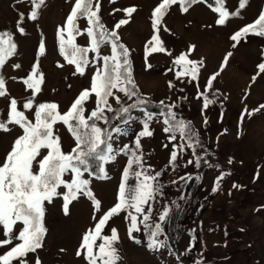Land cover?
<instances>
[{"label": "rangeland", "instance_id": "obj_1", "mask_svg": "<svg viewBox=\"0 0 264 264\" xmlns=\"http://www.w3.org/2000/svg\"><path fill=\"white\" fill-rule=\"evenodd\" d=\"M74 2L45 0L39 9L38 19L32 21L28 19L32 7L30 0H0V32L11 33L17 45L15 54L0 68L7 88V95L0 97V119H6L10 99L15 98L18 108L34 120V108L23 109V104L32 97V90H26L23 79L37 62L44 81L41 92L35 97V104L55 102L63 112L82 89L90 86L96 65L91 64L84 75H74V66L68 65L59 53L57 29L64 25ZM158 2L115 0L113 3L100 0L99 15L101 22L111 30L120 19L126 18L123 11L114 12V9L136 7L130 23L118 32L121 42L130 50L132 75L139 93L152 102L163 100L165 104H174L173 111L177 117L191 122L202 145L196 148V155L201 157L200 166L187 164L188 160H195L191 149L179 154L175 166L169 163L172 143L181 142L179 134L177 141L169 142L168 134L163 131V117L159 115L160 111H154L156 115L149 122L153 135L142 137L141 145L145 164L151 165L153 172L162 173L158 178L162 191L150 202L152 212L147 223L154 225L159 222L164 207H169V216L162 225L164 233L159 237L166 241V246L149 248L148 232L143 225L140 232L133 234L135 240L129 238L126 213L108 221L102 235H110L113 227L118 230L119 241L114 245L119 256L116 264H264V109L253 111L264 105V73L257 75L258 65L264 63V36L250 34L236 47L232 46L234 42L230 39L239 28L256 20L264 0H247L239 16L230 17L224 25L216 24L218 13L213 11L215 4L209 7L210 4L204 0L192 5L187 12L181 11L179 4L170 6L163 22L170 31L161 30L159 35L171 55L167 52L152 53L146 60L145 47L153 34L151 13ZM225 7L230 12L235 11L239 0H225ZM21 12L25 15L21 23L25 28L23 35L16 28ZM78 25L81 29L88 26L84 18L78 20ZM41 39L46 48L43 55L38 51ZM76 42L86 46L89 38L86 34L80 35ZM190 45H195V49L189 58L203 60L198 80L191 82L188 77L176 78L180 66L174 64L175 57L187 52ZM110 52V44L101 46V55H110ZM228 52L232 55L220 71ZM94 55L89 53V58ZM15 64L20 68L13 67ZM217 71L220 75L207 90L208 98L214 103L205 109L203 97L198 98V93L205 91L207 79ZM169 82L174 87L170 88ZM117 95L121 97V104L109 98L113 108L127 106L135 98L129 100L123 93ZM85 107L90 112L95 107L94 99H90ZM245 109L251 114H245L241 122ZM110 114L106 113L107 116ZM146 118L144 108H136L120 119L114 127L119 126L124 131L113 133V147L117 150L124 145L134 148L135 138L142 131ZM98 123L105 126L102 121ZM9 127L11 131H0V163L14 139L22 134L18 126ZM55 127L63 150L71 151L74 139L67 127L63 124ZM166 144L168 147L164 146ZM230 158L232 163H229ZM127 159L125 154L119 153L114 162L105 165L107 179L91 177L90 188L101 201L103 211L116 202ZM222 172L226 175L220 181L218 191L213 193L212 188ZM186 175L193 179H180ZM85 177L88 178L87 173ZM65 179H71V175H66ZM128 183L134 185L135 179ZM233 184L241 187L234 188ZM58 191L63 193L66 189L61 187ZM62 205L63 200L59 196L52 203H45L47 233L43 247L26 258L28 264H35L37 256L41 264H88L84 256H77L76 252L84 232L96 223L92 202L81 196L69 205L68 215L64 214ZM100 215L102 212L96 213L97 219ZM101 242L98 239L96 243ZM6 250L7 246L0 247V254Z\"/></svg>", "mask_w": 264, "mask_h": 264}, {"label": "snow or ice", "instance_id": "obj_2", "mask_svg": "<svg viewBox=\"0 0 264 264\" xmlns=\"http://www.w3.org/2000/svg\"><path fill=\"white\" fill-rule=\"evenodd\" d=\"M31 11L28 19L36 21L39 16V9L44 5L45 0H30ZM115 3V0H111ZM201 2V0H159L151 13V27L153 34L145 47V59L152 53L168 52L164 46L159 33L161 30L169 32L170 29L163 23L170 6L179 4L181 11L187 12L189 8ZM206 3L207 0H204ZM213 11L218 13L216 24L224 25L230 17H238L247 0H239V7L230 12L225 7V0H214ZM212 7V5H209ZM101 9L100 0H75L70 13L63 26L57 29L59 53L68 65L74 66V75H84L86 69L95 64L96 68L90 79V86L82 89L75 97L66 111H61L60 106L55 102H43L35 104V97L41 92V85L44 75L39 71L38 62L33 64L30 73L23 79L26 90H32V97L23 104V109L33 110L34 120L28 118L25 111L18 108V101L10 99L9 110L6 119H0V131H11L10 125L18 126L22 134L18 135L10 150L6 153L3 162L0 163V228L4 238L0 239V247L7 246V250L0 254V264H28L27 257L30 253H36L43 247V240L47 233L44 224L46 213L45 203H52L55 197H62V209L65 215L69 214V205L78 200L81 196L87 197L93 206V219L96 223L93 228L86 230L82 236L77 256H84L88 264H116L119 260L115 243L119 241V234L116 228H111L110 235H102L103 229L113 217L126 213L128 221L127 233L129 238L136 239L133 235L141 231V225L148 232V247L158 248L166 246V241L159 239L164 233L163 222L169 216V207L165 206L159 215V222L154 225L148 224L152 207L150 202L155 200L157 194H161L162 185L158 178L160 171H152L151 165H146L142 151L141 138L151 137L149 122L156 115L145 110L146 119L143 122L142 131L135 138L134 148L124 145L117 150L113 147V133H122L124 130L117 127H101L98 122L110 125L108 112H116V119H123L133 109L142 108L150 103L148 99L139 95V87L132 75V64L129 59L130 50L121 42L118 30L130 23L133 13L137 11L135 6L123 9H114V12L123 11L126 18L120 19L114 27L109 30L101 22L99 15ZM84 18L87 27L81 29L78 20ZM25 15L19 14L16 24L17 31L23 35L25 28L21 26ZM86 34L89 43L81 46L76 42V37ZM264 36V10L252 23L239 28L230 39L236 47L248 35ZM110 44V55H101V46ZM17 49L13 36L9 32H0V68H3L6 61L12 57ZM195 45H190L187 52H181L174 59V64L180 66L176 72V78H190L197 81L203 60L196 61L189 58ZM39 54L46 51L43 39L39 41ZM89 53L95 55L90 59ZM228 52L221 64L220 71L227 64ZM64 67L63 64H58ZM150 67L151 65H147ZM20 68L19 64L13 65ZM259 72L264 73V63L258 65ZM220 71L213 73L206 82L205 91L198 93V98L203 97V107L206 109L212 103L207 95V90L213 85V81L220 75ZM255 80V77H253ZM169 87L174 85L169 82ZM117 93H123L132 103L127 106L121 105L117 110L112 107L109 98L121 104V97ZM7 95L6 81L0 75V97ZM94 99L95 107L89 112L85 105ZM165 127L163 131L168 134L169 142L177 141L179 134L180 143H172L169 163L175 166L180 153L191 149L195 160H188L187 164L195 163L200 166L201 157L196 155V148L202 147L198 133L191 126L190 121L177 117L174 104H165L159 101ZM264 109L260 105L259 111ZM248 110L241 114V122ZM131 119V117H128ZM127 123V120H124ZM207 123V120H205ZM57 124L67 127L74 139V147L69 152L63 150L61 138L56 130ZM227 130H225L226 132ZM168 147V145H164ZM46 151V154H45ZM119 153L125 154L128 159L122 171V178L119 183L117 199L114 205L103 211L101 201L96 198L90 188L91 177L107 179L108 174L105 165L114 162ZM229 163H232L231 158ZM87 173L88 178L85 177ZM70 174L71 179H65ZM226 173H221L216 180V186L212 188L215 193L219 189V183ZM130 179H135V184H129ZM181 180H192L191 175L180 177ZM198 180L199 177H196ZM175 183V181L173 182ZM63 187V193L58 191ZM234 188L241 187L233 184ZM176 202L173 201V204ZM147 207V210L145 209ZM177 207H179L177 205ZM102 212L97 219L96 213ZM142 217V219H141ZM22 225V226H18ZM102 242L97 245V240ZM95 249V250H94ZM35 264H41L39 257Z\"/></svg>", "mask_w": 264, "mask_h": 264}, {"label": "trees", "instance_id": "obj_3", "mask_svg": "<svg viewBox=\"0 0 264 264\" xmlns=\"http://www.w3.org/2000/svg\"><path fill=\"white\" fill-rule=\"evenodd\" d=\"M207 3L210 4V5H213L215 4L214 0H207ZM261 10H264V4H263V7ZM259 16V15H258ZM257 16V18H258ZM256 18V19H257ZM139 95L142 97V95L139 93ZM144 98V97H142ZM136 99V97L134 98V100ZM145 99H148V98H145ZM149 100V99H148ZM150 103L145 105V106H142V108H144V110H146L147 112H150V113H153L154 111L155 112H158V111H161V106L159 105V103H156V102H152L151 100H149ZM120 107H115L114 109H119ZM109 117V120H110V125H105L104 127H114L117 123H119V120L120 119H116V112H111L110 115H108Z\"/></svg>", "mask_w": 264, "mask_h": 264}]
</instances>
